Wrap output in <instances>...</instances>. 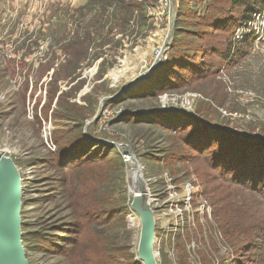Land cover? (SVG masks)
Returning a JSON list of instances; mask_svg holds the SVG:
<instances>
[{
  "label": "rangeland",
  "instance_id": "obj_1",
  "mask_svg": "<svg viewBox=\"0 0 264 264\" xmlns=\"http://www.w3.org/2000/svg\"><path fill=\"white\" fill-rule=\"evenodd\" d=\"M238 2L0 0V152L20 173L28 264H71L64 252L77 237V216L60 165L70 160L66 145L77 125L84 140L97 138L108 146L107 159L124 164L120 193L108 165L99 202L106 212L128 208L123 224L92 216V244L115 248L106 264H142V229L130 224L128 166L107 142L128 145L143 166L158 264H246L264 251V188L233 183L237 190H229L231 178L241 182L240 171L226 177L216 165L217 156H231L229 140H264V18L253 34ZM247 41L248 49L240 46ZM163 47L157 72L109 100L150 71ZM164 99L169 105L161 111ZM64 114L78 123L58 120ZM243 230L246 236L232 240Z\"/></svg>",
  "mask_w": 264,
  "mask_h": 264
},
{
  "label": "trees",
  "instance_id": "obj_2",
  "mask_svg": "<svg viewBox=\"0 0 264 264\" xmlns=\"http://www.w3.org/2000/svg\"><path fill=\"white\" fill-rule=\"evenodd\" d=\"M114 1L119 2L120 0ZM241 3H243V1L239 0V2L234 5L237 6ZM242 6L244 9L241 16L243 17L246 25L253 19L254 15L262 10L264 0L256 1L254 2V5L243 3ZM128 8L142 9L135 5H130ZM249 43L251 42L247 41L242 43L240 46H244L248 49L249 46H251ZM237 56H240V53L237 54ZM77 81L79 82L80 79ZM65 94V92H62L59 95L60 103ZM82 101H84V98H82ZM74 105L77 107L75 103ZM80 109L85 111L83 108ZM62 116L63 117H57L58 120H70L78 123L77 119L74 120L73 117H70L67 114ZM80 128L81 125H77L73 131L74 136L72 135V138L69 137L67 140L68 142L66 146L72 151L68 152V154L71 152V157L66 154L64 158L69 156L70 160H67L65 163H62L61 161L60 165L61 168H66V173H63L65 179L63 182V191L65 196L70 200V205L76 212L77 216L76 231L73 233L77 236V239L75 238L68 244V248L65 250L64 254L68 257L71 264H106L104 261L105 256L115 258V248L106 244H102L101 246L92 244L94 233L91 229V225L92 223L98 225V222L94 221L95 219L92 216L100 214V216H105L110 220L112 219L114 222L123 224L122 221H124V216L128 213V208L122 205H116L115 208L110 209V212H106L101 207L102 204H99V202L101 203L103 202L102 200H104L102 191L105 185L108 165H114V169L117 174L115 176V183L119 192L121 191L124 180V164L122 165L120 159H107L108 157L106 152L108 150V146H106L105 143H97V138L94 137H90V140H84V135L80 133ZM261 141L262 142L248 143L239 139L229 140L230 143L228 144L230 145L231 156L226 154L224 156H220V158L218 156L216 157L217 168H222V173L224 174L227 172L226 177H232L231 174H235L236 176L239 171L240 176H242V180L238 179L241 182L237 181V179L235 181L234 177L231 178V182L227 181L228 185H230V187H228L229 190H237L232 188L233 183L238 184L241 188L245 189H247L252 183L253 185L255 184L258 186V190L259 187L261 189L262 187L264 188V140ZM63 152H66L65 149H61L60 154ZM118 156L120 158L119 152ZM68 165H73V167H68ZM227 168H230L231 170H227ZM220 186V188H223L225 185L221 184ZM212 193L219 195L220 189L216 188ZM261 193L264 194L262 191ZM120 198V200L124 202V197H122L121 194ZM221 198L222 199H220V197L218 198L219 202L223 200V197ZM253 203L257 207L263 205V202L255 201ZM117 214H123V217L114 219V216ZM260 218L261 217H259L258 220ZM220 219H222L220 222L223 223V217L220 216ZM99 224L105 225V223ZM226 231H228L227 235H229V231L231 230ZM101 235H103V233L99 234V236ZM246 235L247 231L243 230L240 232H233L231 237L233 240L237 237L242 238ZM262 236L264 238V232L262 233ZM235 264H237V262ZM246 264H264V251L262 250L261 252H258L252 259H247Z\"/></svg>",
  "mask_w": 264,
  "mask_h": 264
},
{
  "label": "water",
  "instance_id": "obj_3",
  "mask_svg": "<svg viewBox=\"0 0 264 264\" xmlns=\"http://www.w3.org/2000/svg\"><path fill=\"white\" fill-rule=\"evenodd\" d=\"M163 51H166L165 47ZM162 63L163 60L157 64L154 63L147 74L140 79L135 80L128 87L121 89L118 94L109 98V100H117L118 98L133 92L140 83L144 82L157 72L162 67ZM86 76L88 75L85 73L84 77ZM86 90L87 89L81 91L78 98L83 97ZM104 101H106V99H103L101 104H103ZM100 118L101 115L94 117L86 126L85 131H87V128L91 123L99 121ZM238 139L248 143L262 142L261 139H247L246 137H239ZM111 146L113 148H129L126 145L117 143H111ZM135 161H138L142 166L137 158H135ZM139 180L137 191H147V181L143 179L141 174ZM21 199L22 188L19 171L12 160L7 157L6 154L0 152V264H28L22 242L20 214V207L22 205ZM138 207L139 206H132V210L138 213L143 219L144 226L142 228L138 256L141 260L149 261V264H156L155 257H153L152 254L156 227L153 209L150 208V205L145 204V201L142 209H138Z\"/></svg>",
  "mask_w": 264,
  "mask_h": 264
},
{
  "label": "bare ground",
  "instance_id": "obj_4",
  "mask_svg": "<svg viewBox=\"0 0 264 264\" xmlns=\"http://www.w3.org/2000/svg\"><path fill=\"white\" fill-rule=\"evenodd\" d=\"M169 1H171L172 3H173V1L174 0H169ZM166 3H168V2H166ZM163 49H164V47L162 48V50H161V54L160 55H157V56H155V61H154V63L155 64H157V63H159L161 60H163L164 61V59L162 58V55L164 54V51H163ZM153 63V64H154ZM153 64H152V66H153ZM152 68V67H151ZM117 72H118V70H116V71H114V73H113V75H114V77L115 78H117L118 76H117ZM145 74H147V73H145ZM144 74V75H145ZM143 75V76H144ZM141 78V77H140ZM139 78V79H140ZM163 108H162V110H166L167 109V106L169 105V100L168 99H164L163 100ZM161 110V111H162ZM187 111H189V108L187 109ZM131 113H133V112H131ZM18 169V168H17ZM130 169H131V171H130V173H129V182L131 183L130 184V194H131V205H130V208H131V210H132V206L134 205V207L135 206H139L138 207V209H142L143 208V203H144V201H145V204H147V205H150V208H152L151 207V199H152V197H151V193L147 190V191H145V192H139V191H137L138 189H137V185H138V182L140 181L139 180V176H140V174L142 175V177H143V179H145L144 178V174H143V166H141L139 163H138V161H133L132 163H131V166H130ZM19 171V170H18ZM20 174V173H19ZM21 188H22V186H21ZM148 188V187H147ZM145 193V194H144ZM21 207H22V205H21ZM21 207H20V214H21ZM143 219L141 218V216L138 214V213H136L135 211H133L132 210V216L130 217V224L132 225V226H135V225H139L140 226V228L142 229L144 226H143V221H142ZM156 241H155V238H154V242H153V251H152V254H153V257H155V261H156V264H158V261H157V259H158V254H157V252L155 251V243ZM142 264H149V261H146V260H142Z\"/></svg>",
  "mask_w": 264,
  "mask_h": 264
},
{
  "label": "built area",
  "instance_id": "obj_5",
  "mask_svg": "<svg viewBox=\"0 0 264 264\" xmlns=\"http://www.w3.org/2000/svg\"><path fill=\"white\" fill-rule=\"evenodd\" d=\"M263 14L262 13H258L256 15H254L253 19L246 24L249 29L253 30L252 31L253 34H258L260 32V26L258 25V23L264 18ZM256 27L258 29H255ZM238 39L239 40H243V36L242 37L240 36V38H238ZM111 143H114V142H107V144L110 145V146H111ZM118 150L120 152V155H121L123 161L128 166V177H129V173L131 171V169H130L131 163L135 160L136 157L132 153L130 147L129 148H126V147L118 148Z\"/></svg>",
  "mask_w": 264,
  "mask_h": 264
},
{
  "label": "crops",
  "instance_id": "obj_6",
  "mask_svg": "<svg viewBox=\"0 0 264 264\" xmlns=\"http://www.w3.org/2000/svg\"><path fill=\"white\" fill-rule=\"evenodd\" d=\"M116 71V70H115ZM119 71V70H118ZM130 114H132V113H130Z\"/></svg>",
  "mask_w": 264,
  "mask_h": 264
}]
</instances>
